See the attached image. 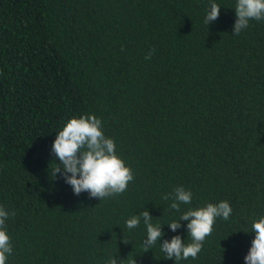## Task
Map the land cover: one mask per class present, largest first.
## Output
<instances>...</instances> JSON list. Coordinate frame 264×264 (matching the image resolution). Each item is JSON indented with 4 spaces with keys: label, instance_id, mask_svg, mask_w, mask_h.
<instances>
[{
    "label": "trees",
    "instance_id": "obj_1",
    "mask_svg": "<svg viewBox=\"0 0 264 264\" xmlns=\"http://www.w3.org/2000/svg\"><path fill=\"white\" fill-rule=\"evenodd\" d=\"M211 2L221 8L206 25ZM235 3L0 0V205L15 213L6 264H245L264 215V21L232 35ZM81 114L102 120L132 169L124 193L75 195L52 177L56 132ZM178 186L192 192L181 212L161 199ZM222 200L232 214L197 258L164 259L163 240L190 242L187 221L167 224ZM144 209L164 232L146 252L143 221L125 224Z\"/></svg>",
    "mask_w": 264,
    "mask_h": 264
},
{
    "label": "clouds",
    "instance_id": "obj_2",
    "mask_svg": "<svg viewBox=\"0 0 264 264\" xmlns=\"http://www.w3.org/2000/svg\"><path fill=\"white\" fill-rule=\"evenodd\" d=\"M220 8L215 2L210 3L204 19L206 25L218 19ZM234 13L236 19L232 35L238 36L249 27L250 21H264V0H236ZM155 51L154 48L150 49L144 58L150 60ZM51 151L60 161L59 164L55 163L56 166L51 171L52 177L59 173L75 195L87 192L89 197L99 200L114 197L124 193L129 183L134 180L132 169L117 154L114 140L105 136L102 120L93 114L72 116L64 122L56 132ZM161 199L170 200L169 208L181 212L182 204L191 203L192 192L178 186L172 192L162 194ZM231 214L232 208L227 200L183 211L179 219L170 221L167 226L172 232H176L181 228L180 221H187L190 242L185 243L180 235L163 240L159 247L164 259L175 262L196 259L202 251L204 241L212 234L216 219L227 221ZM10 215L14 216L15 213H9L0 205V264H6L13 251L5 223ZM141 220L146 229V238L142 241L146 252L164 236L161 228L163 224L153 223V217L144 209L138 215L128 218L126 227L137 228ZM251 232L254 233V238L244 256L245 264H264V215L253 219ZM106 264H118V260L110 256ZM128 264H136V261L132 258Z\"/></svg>",
    "mask_w": 264,
    "mask_h": 264
}]
</instances>
